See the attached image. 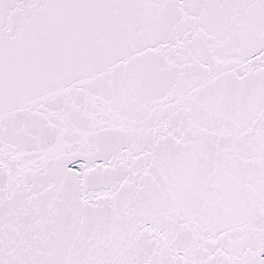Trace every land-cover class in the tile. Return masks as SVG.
Returning <instances> with one entry per match:
<instances>
[{
    "label": "snow or ice",
    "instance_id": "1",
    "mask_svg": "<svg viewBox=\"0 0 264 264\" xmlns=\"http://www.w3.org/2000/svg\"><path fill=\"white\" fill-rule=\"evenodd\" d=\"M0 264H264V0H0Z\"/></svg>",
    "mask_w": 264,
    "mask_h": 264
}]
</instances>
